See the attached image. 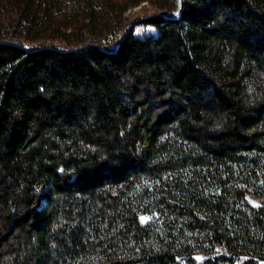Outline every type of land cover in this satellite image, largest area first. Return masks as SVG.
<instances>
[{"label":"trees","instance_id":"1","mask_svg":"<svg viewBox=\"0 0 264 264\" xmlns=\"http://www.w3.org/2000/svg\"><path fill=\"white\" fill-rule=\"evenodd\" d=\"M0 29V264L264 262V0H0Z\"/></svg>","mask_w":264,"mask_h":264},{"label":"rangeland","instance_id":"2","mask_svg":"<svg viewBox=\"0 0 264 264\" xmlns=\"http://www.w3.org/2000/svg\"><path fill=\"white\" fill-rule=\"evenodd\" d=\"M154 13H156V8L148 2L142 3L139 6L129 9L124 15L126 19V25L128 26L127 28L132 29L133 34L136 36H143L146 34L154 33L155 30L152 26L136 24L138 19H141L148 15H152ZM5 32L6 31L4 29H0V36H3ZM253 203L257 204V201L253 200ZM142 220L144 222L149 221L150 217L144 216L142 217ZM258 264H264V262H260Z\"/></svg>","mask_w":264,"mask_h":264},{"label":"water","instance_id":"3","mask_svg":"<svg viewBox=\"0 0 264 264\" xmlns=\"http://www.w3.org/2000/svg\"><path fill=\"white\" fill-rule=\"evenodd\" d=\"M127 29H129V28H127ZM124 34H125V33H124ZM124 34H123V35H124Z\"/></svg>","mask_w":264,"mask_h":264}]
</instances>
